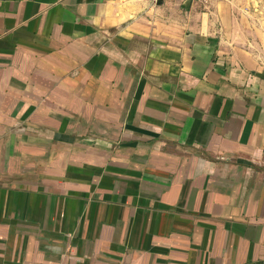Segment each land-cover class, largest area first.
Instances as JSON below:
<instances>
[{
	"label": "crops",
	"instance_id": "0c3cea01",
	"mask_svg": "<svg viewBox=\"0 0 264 264\" xmlns=\"http://www.w3.org/2000/svg\"><path fill=\"white\" fill-rule=\"evenodd\" d=\"M264 262V0H0V264Z\"/></svg>",
	"mask_w": 264,
	"mask_h": 264
},
{
	"label": "built area",
	"instance_id": "2783aa9c",
	"mask_svg": "<svg viewBox=\"0 0 264 264\" xmlns=\"http://www.w3.org/2000/svg\"><path fill=\"white\" fill-rule=\"evenodd\" d=\"M198 1H200V2H202L204 4H207V3L211 2L212 0H198Z\"/></svg>",
	"mask_w": 264,
	"mask_h": 264
},
{
	"label": "trees",
	"instance_id": "16d2710c",
	"mask_svg": "<svg viewBox=\"0 0 264 264\" xmlns=\"http://www.w3.org/2000/svg\"><path fill=\"white\" fill-rule=\"evenodd\" d=\"M248 264H264V262H253V263H248Z\"/></svg>",
	"mask_w": 264,
	"mask_h": 264
}]
</instances>
